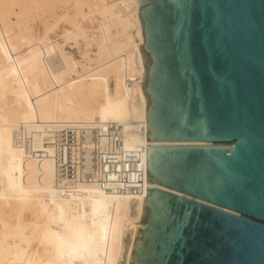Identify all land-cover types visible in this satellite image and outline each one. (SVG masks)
<instances>
[{"label":"bare ground","instance_id":"6f19581e","mask_svg":"<svg viewBox=\"0 0 264 264\" xmlns=\"http://www.w3.org/2000/svg\"><path fill=\"white\" fill-rule=\"evenodd\" d=\"M137 11L0 0V264H127L146 197Z\"/></svg>","mask_w":264,"mask_h":264},{"label":"water","instance_id":"95a60500","mask_svg":"<svg viewBox=\"0 0 264 264\" xmlns=\"http://www.w3.org/2000/svg\"><path fill=\"white\" fill-rule=\"evenodd\" d=\"M145 193L127 264H264V0H137Z\"/></svg>","mask_w":264,"mask_h":264},{"label":"rangeland","instance_id":"374dc122","mask_svg":"<svg viewBox=\"0 0 264 264\" xmlns=\"http://www.w3.org/2000/svg\"><path fill=\"white\" fill-rule=\"evenodd\" d=\"M35 25V26H34ZM38 26H39V23H35L33 24V28L35 29L34 31H37L38 29ZM62 27V28H61ZM64 29H68V26L65 24V23H60L57 25L56 29L53 31V33L50 35L51 38H53L54 40L55 39H58L60 37V34H61V31ZM62 29V30H61ZM141 45H143V42L141 43ZM140 45V46H141ZM68 46V47H67ZM64 50L66 52H69L70 54L73 55V58L77 61H80V58H79V55H78V52L77 50L74 48V46L70 45V44H67L64 46ZM128 237H129V232L126 233V236L124 237V244L126 243V241H128Z\"/></svg>","mask_w":264,"mask_h":264},{"label":"built area","instance_id":"2783aa9c","mask_svg":"<svg viewBox=\"0 0 264 264\" xmlns=\"http://www.w3.org/2000/svg\"><path fill=\"white\" fill-rule=\"evenodd\" d=\"M114 173H115V174H118V170L115 169V170H114ZM124 173H126V174L129 173V171H127V169H126V166H125V168H124ZM122 180H128V179L125 178V177H123Z\"/></svg>","mask_w":264,"mask_h":264}]
</instances>
